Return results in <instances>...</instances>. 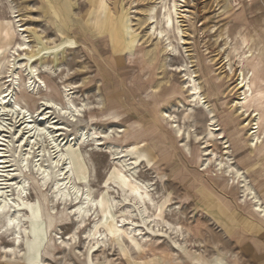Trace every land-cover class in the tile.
Returning <instances> with one entry per match:
<instances>
[{
    "label": "rangeland",
    "instance_id": "rangeland-1",
    "mask_svg": "<svg viewBox=\"0 0 264 264\" xmlns=\"http://www.w3.org/2000/svg\"><path fill=\"white\" fill-rule=\"evenodd\" d=\"M243 76L252 78L260 117L236 105ZM0 95L8 96L0 192L22 214L20 261L41 264L42 248L61 264H190L186 252L197 258L191 264H225L206 205L224 199L251 218L255 201L229 166L264 206V145L249 144L264 140V0H0ZM133 180L150 187L153 221L171 225L164 233L144 225L143 205L128 193ZM75 197L84 206L91 198L100 214L112 210L109 223L132 208L148 233L145 252L123 235L106 252L88 249L90 224L76 250L51 249L41 211L64 213L56 231L67 239L79 222L69 212ZM99 227L106 230L102 220ZM0 240L12 246L10 236Z\"/></svg>",
    "mask_w": 264,
    "mask_h": 264
},
{
    "label": "bare ground",
    "instance_id": "bare-ground-1",
    "mask_svg": "<svg viewBox=\"0 0 264 264\" xmlns=\"http://www.w3.org/2000/svg\"><path fill=\"white\" fill-rule=\"evenodd\" d=\"M176 2L177 1H175V3H174V8L177 7ZM51 5H52V9L55 12H60L62 14V13H65V11H66V9L64 10L62 8L61 9L57 8L55 6V4H51ZM168 22H171L170 15H168ZM89 39L93 42V44L96 43L95 40L92 39V37L91 38L89 37ZM112 52H113V50H112ZM247 59H248V57L245 58L246 61H247ZM251 80H252V78L249 79V78L243 76L242 81L239 84V87L237 86L238 90L242 89V92L240 93V95H243V101L238 102L236 105H239L240 114L246 113V115L245 114L244 115L249 117L248 116L249 111L253 110L256 112V116L258 115L260 117V113H259V107H260L259 105L260 104L258 103L260 101V99H258L254 94V90L252 88V81ZM193 90L195 91L193 93V97H195L197 95L198 88H194ZM249 93H251V94H249ZM7 97H8L7 95H0V102L5 103L6 102L5 100L7 99ZM81 111H82L81 109H77L75 112H77V114L81 115V113H82ZM165 116L168 117L169 120L172 121V123H173L174 118L172 115L166 114ZM257 125H258V128H260V130H261L260 118H259V123ZM43 126L44 125H42V127ZM209 132H210L209 136L214 138L216 131L211 129ZM262 134L264 137V130H262ZM176 135H177V138L183 136L180 128L177 129ZM249 144H254L252 146L254 147V149L257 150V148L259 146L264 145V140L260 141V138H258V139H256L255 142L253 140ZM1 145L2 144H0V146ZM1 150L2 149L0 148V151ZM223 161H225L227 164L231 165V159L230 158H227ZM3 163H5L4 160L3 161L0 160V164L3 165ZM1 168H2V166L0 165V172H1ZM228 168H229V170L227 171V173H229V175L232 176L234 183L237 182L239 185H241V187H243V189L248 193V196L252 195V198L255 199V201L253 202L255 210L258 213H260L261 216L264 217L263 203L260 202L261 200L258 199L256 193L253 191V189L247 183V180L245 178H243L244 176L241 174L240 171L233 172L232 166H229ZM46 179H47V177H44L43 181H46ZM133 182H134L135 188H134V190L129 191L128 193H129L130 197H134L139 204L143 205L142 209H141V215L143 217L145 216L144 222H143L144 225L147 226V228L149 230H151L153 233H164L163 228H167V226H165V225H168V226H171V225L167 221H163L162 224L159 221H155V220L153 221V215H151V213H150L151 212L150 207H153L156 209H159V207L157 206V204L155 205L156 202H155L154 198L152 197L150 187L148 185H142L136 180H133ZM57 186H58V184H57ZM17 189L20 192L19 193L20 196L25 195V193H23L25 190L24 184L19 185L17 187ZM62 192L58 193V195H60V198L63 201H65L69 197L70 193H65V192L62 193ZM247 193H246V195H247ZM244 201H245V199H244ZM73 202H74L75 206L69 212H71V215L73 213L74 216L78 217L79 222H77V224H75L73 231L71 232V234L69 235V237L67 239H65L64 236H61L60 235L61 233L56 231V228H59V226H64V223L66 220L64 213L63 212H56L55 208H51L50 211L47 213V216H46L44 210L41 211V220H42V223H43L42 225H43V229L45 232V240H47L49 247L51 249H53L56 252L62 251L63 249H65V250H76L78 241H76L77 239L75 237H77L78 232L84 226H86L87 224H90V230L88 232L83 233L85 240H87L88 244H89L88 246L86 245L88 249L97 247L99 249H102V251L106 252L107 250H110V246L116 245V243H118V241H120L122 239V235H123V236H130L133 240L136 241V245H137L138 249L141 252H145L146 246L148 244L147 243L148 240H146V235L148 233L147 232L144 233L145 229L137 226V224L134 223L135 214H134V211L132 210V208H129L124 212L123 217L121 218L120 221L109 223V221H108L109 217L108 216H110V218L112 217L111 216L112 210L102 208V210H101L102 214L98 213L97 208L94 206L93 200L91 198L87 199L88 204L86 206H84L83 204H79V203L77 204V202H79V197H75L73 199ZM18 207L19 206H17V204L14 203L12 201V199H10L8 197L7 193H1L0 192V218L1 219L3 218V221H4L3 225L0 227V236H8V237L10 236V239L12 240V244H11L12 246H10V247L5 246V245H3L2 242H0V258L2 259V261H6L8 259L13 260V261L22 260L23 257L25 256V253L21 249V245L23 243L22 230H23L24 223L21 220L22 214L17 209ZM100 219L102 220V222L106 228L105 231H102L101 228L99 227V222H101ZM76 220H77V218H76ZM151 224L153 225V227H150ZM163 224H165V225H163ZM54 231L57 232V234H56L57 236L56 235L55 236L57 237L56 239L58 241L55 239L54 235L52 237V233ZM171 233H172V231H171ZM176 235L179 236V232H176ZM182 238L184 239V237H182ZM138 240H141L142 242L140 243V242H138ZM86 246H85V248H86ZM177 246H179V245H177ZM61 248H63V249H61ZM39 255H40V259L42 260L41 264H61L60 262L57 261V258L53 255V253L51 251H49V249L43 250L41 248ZM43 257H45V259L47 261H45Z\"/></svg>",
    "mask_w": 264,
    "mask_h": 264
},
{
    "label": "crops",
    "instance_id": "crops-1",
    "mask_svg": "<svg viewBox=\"0 0 264 264\" xmlns=\"http://www.w3.org/2000/svg\"><path fill=\"white\" fill-rule=\"evenodd\" d=\"M206 206V213L219 229L215 232L214 227H210L209 234L212 241L215 240L214 246L220 249L218 252L226 254L225 264H264V217L255 210V207L251 209L253 216L249 218L243 215V211L231 208L224 199L211 200L210 205ZM202 235L200 232L196 237L202 238ZM185 254L190 264L193 261L197 262V258L192 254L188 252ZM189 256H193L191 257L193 260ZM219 262L222 263L221 260ZM0 264H38V261L10 259L2 261L0 258Z\"/></svg>",
    "mask_w": 264,
    "mask_h": 264
}]
</instances>
